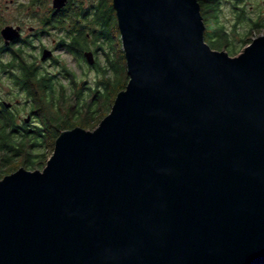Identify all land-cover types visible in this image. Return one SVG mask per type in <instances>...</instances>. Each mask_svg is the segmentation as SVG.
Returning <instances> with one entry per match:
<instances>
[{
    "label": "water",
    "instance_id": "obj_1",
    "mask_svg": "<svg viewBox=\"0 0 264 264\" xmlns=\"http://www.w3.org/2000/svg\"><path fill=\"white\" fill-rule=\"evenodd\" d=\"M113 5L129 81L0 179V264H264V35L231 56L198 0Z\"/></svg>",
    "mask_w": 264,
    "mask_h": 264
},
{
    "label": "trees",
    "instance_id": "obj_2",
    "mask_svg": "<svg viewBox=\"0 0 264 264\" xmlns=\"http://www.w3.org/2000/svg\"><path fill=\"white\" fill-rule=\"evenodd\" d=\"M68 0L69 16L71 20V39L67 45V52L71 53L77 60L84 61V50H90L95 39H101L99 47L105 52V65H99L98 71L102 73L98 84L93 92V98L90 101L83 102L84 107L81 112L85 117L80 122L74 121V112L71 118L63 120L61 116L54 115L53 111L57 102V97H63L58 103V107L64 102L65 97L57 95V87L53 84V76H43L35 73L34 69L26 65L20 74L17 75V84L23 89L27 96L33 100V109L35 115L40 119L39 126L28 129L16 122L12 118L11 110L0 105V178L14 172L20 167L34 169L43 165L48 160V155L39 150L46 149L53 154L55 141L63 130L72 129L76 126L82 128L95 127L111 111L112 105L117 94L125 89L129 75L127 73V61L124 50H121V33L118 27L116 10L113 0ZM201 5V12L206 19V13L212 15V27L205 29V40L213 49H223L229 46L228 34L218 21V0H198ZM205 3H213L211 9H203ZM101 4L102 8L98 5ZM207 20V19H206ZM55 21L59 22V18ZM262 27L261 25L257 26ZM96 28H98L96 30ZM120 39L116 49L112 50L108 44L111 38ZM97 36V38H96ZM92 42V44H91ZM247 44L252 42L250 39L244 41ZM245 45V46H246ZM95 47V46H94ZM98 62V61H97ZM71 72H67L70 75ZM80 99V98H79ZM82 102V101H81ZM98 102H101L98 103ZM100 104V106H98ZM55 124L58 127H54ZM91 126V127H88ZM45 131H49L50 138H47Z\"/></svg>",
    "mask_w": 264,
    "mask_h": 264
},
{
    "label": "rangeland",
    "instance_id": "obj_3",
    "mask_svg": "<svg viewBox=\"0 0 264 264\" xmlns=\"http://www.w3.org/2000/svg\"><path fill=\"white\" fill-rule=\"evenodd\" d=\"M17 1V0H15ZM28 0H19V2L26 4ZM87 1V0H86ZM85 1V2H86ZM49 2V1H48ZM44 0V5L41 6L46 8L51 5ZM1 6L6 8L5 19L6 21H15L16 10L14 6L17 3L11 2V0H0ZM203 5V9H211L214 4L213 3H205ZM48 5V6H47ZM99 8H102V5H98ZM33 10H36L33 8ZM45 10H40V13L43 14ZM25 11H23L24 13ZM205 23H207L208 27H212L213 17L208 12L206 13ZM218 21L220 25H222L228 34L229 38V46H225L223 49L216 50H225L231 56L238 55L243 51L246 43L245 40H253L254 38L264 35V2L263 0H218ZM263 26L258 27L257 26ZM29 26H41L38 25L36 19H29L26 22V29L28 30ZM40 29V27H39ZM98 28H96L97 30ZM60 33L59 31H52L49 35L48 33L37 40L41 45H45L46 47L56 46L59 40ZM95 40V44L90 47L96 56L97 65H90L87 60L79 61L75 59L71 53L64 51L62 49H57L55 52L56 63H44L46 67L47 74L49 76H54L53 84L57 87V95H62L65 97L64 102L58 107V103L63 100V97H57L55 102H57L55 106V110L53 111L54 115H59L63 120L70 119L71 113L74 112V121L80 122L85 117V113L82 114V110L84 107L82 106L83 102L90 101L93 97V92L91 90L95 89V86L98 84L99 77L102 75L101 72L98 71L97 67L99 65H105V52L102 47H99L102 40L95 39V37H91ZM97 38V36H96ZM54 39L56 41H54ZM120 39V35L118 39L111 33V38L108 41V44L112 50L116 49V45L118 40ZM122 41V39H121ZM92 44V42H91ZM95 46V47H94ZM88 50V49H87ZM121 50L123 49V44L121 46ZM2 60L9 61L10 56L5 54L2 56ZM29 61L30 59L27 58ZM40 61V59H39ZM42 63V62H39ZM99 64V65H98ZM67 72H71L70 75H67ZM0 93L2 94V98L8 102H12L14 110H11V116L16 119V122L22 126H26L28 129H33L40 124V119L34 115L33 111V100L27 96V94L21 90L17 85L14 84L13 80L9 78L8 75L1 73L0 71ZM80 98V99H79ZM82 101V102H81ZM101 104V102H98ZM100 104L98 106H100ZM82 106V108H81ZM85 110V109H84ZM31 114L33 117L29 123L24 122V118ZM95 127L87 128L90 130H94ZM54 127H58L55 124ZM45 135L47 138L51 137L49 131H45ZM39 150L44 151L48 157L52 156L51 151H47L46 149L42 150V147ZM48 158V159H49ZM46 165V162L43 165L37 166L36 169H43ZM28 169V168H27ZM34 170V169H29ZM1 179V178H0Z\"/></svg>",
    "mask_w": 264,
    "mask_h": 264
},
{
    "label": "flooded vegetation",
    "instance_id": "obj_4",
    "mask_svg": "<svg viewBox=\"0 0 264 264\" xmlns=\"http://www.w3.org/2000/svg\"><path fill=\"white\" fill-rule=\"evenodd\" d=\"M51 3L50 6L43 8L41 5H44V0H28L26 4L19 2V0H11L14 4V9L16 10L17 14L15 21H6L5 13L6 8L1 6L0 4V71L1 73L8 75L10 79L13 80L14 84L17 85L19 88L20 86L17 84V75L22 72V69L28 65L34 69L35 73L38 75L42 74L43 76H49L44 63H56V56L55 52L57 49H62L67 51V45L71 39V30L74 32L75 29H71V20L69 16V8H67L68 3L60 9L54 8L53 0H45ZM264 2V0H263ZM35 8L36 10H33ZM40 10H45L43 14L40 13ZM23 11H25L23 13ZM59 18V22L55 21ZM29 19L33 20L36 19L38 25L41 26H29L28 30L26 29V22ZM6 26H12L16 31L20 34L19 37L14 38L12 40L6 41L4 36L2 35V29ZM40 27V29H39ZM59 31L60 36L56 46L46 47L43 44H39L37 40L47 33L50 35L52 31ZM54 41H56L54 39ZM49 50L51 55L46 58L42 59L44 51ZM86 51L92 50H84ZM93 52V51H92ZM94 53V52H93ZM8 54L10 56L9 61H3L2 56ZM95 57V64L97 65L96 56ZM27 58L30 60L28 61ZM40 59V61H39ZM77 59V58H75ZM86 60V58H85ZM42 62V63H39ZM26 64V65H25ZM46 70V71H45ZM45 71V72H43ZM54 78V76H53ZM21 89V88H20ZM23 90V89H21ZM24 91V90H23ZM25 92V91H24ZM26 93V92H25ZM6 103L10 104L7 106ZM0 105H3L6 109L14 110V104L12 102H8L2 98V94L0 93ZM35 115V111H33ZM32 115L28 114L24 118L25 123H29L32 119ZM26 118L30 120L26 122ZM38 118V117H37ZM17 119V116H16Z\"/></svg>",
    "mask_w": 264,
    "mask_h": 264
}]
</instances>
